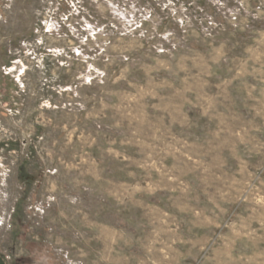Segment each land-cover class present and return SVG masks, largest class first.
<instances>
[{"label": "rangeland", "instance_id": "rangeland-1", "mask_svg": "<svg viewBox=\"0 0 264 264\" xmlns=\"http://www.w3.org/2000/svg\"><path fill=\"white\" fill-rule=\"evenodd\" d=\"M0 264H264V0H0Z\"/></svg>", "mask_w": 264, "mask_h": 264}]
</instances>
